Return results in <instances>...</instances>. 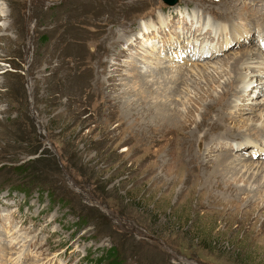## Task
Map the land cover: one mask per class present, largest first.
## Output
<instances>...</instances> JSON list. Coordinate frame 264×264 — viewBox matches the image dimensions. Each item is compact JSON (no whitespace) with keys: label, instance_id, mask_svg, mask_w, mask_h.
Returning a JSON list of instances; mask_svg holds the SVG:
<instances>
[{"label":"rangeland","instance_id":"obj_1","mask_svg":"<svg viewBox=\"0 0 264 264\" xmlns=\"http://www.w3.org/2000/svg\"><path fill=\"white\" fill-rule=\"evenodd\" d=\"M168 1L0 0V264H264V186L252 193L258 177L244 182L238 173L244 162L264 163V130L250 128L264 123V104L251 102L264 96V74L244 66L246 96L223 113L241 84L216 77L213 91L204 81L211 63L241 62L236 52L248 48L264 54V0ZM177 10L197 28L205 21L197 38L208 49L223 47L231 26L248 34L210 58L193 56L198 39L186 42L192 56H156L189 84L179 87L183 100L163 102L152 91L161 95L166 74L147 78L148 95L133 87L127 73L139 56L127 39L140 47L142 25L168 13L177 19ZM187 35L183 43L193 41ZM196 62L208 65L205 77L192 74ZM203 93L212 99L194 106ZM129 97L163 112L194 109L177 127L143 136L124 120ZM201 114L204 125L191 134ZM222 162L226 182L216 187Z\"/></svg>","mask_w":264,"mask_h":264},{"label":"bare ground","instance_id":"obj_2","mask_svg":"<svg viewBox=\"0 0 264 264\" xmlns=\"http://www.w3.org/2000/svg\"><path fill=\"white\" fill-rule=\"evenodd\" d=\"M177 14L179 15L177 17V19L173 18V13H171V14L168 13V15H166L167 17L165 19H164L165 16H162V14H161L162 17H160L161 19L157 20V24H155V23L152 24L150 22H147V23L143 24L140 32L136 36L137 38H140V41L144 42V43H139L140 47L136 46V44H135L134 40L132 39V37L127 39V45L128 44L129 45L132 44L133 47L135 46V48H134L135 49V53L132 54V55L139 56V58L138 59L135 58L136 59L135 62L132 63L133 64L132 69L134 70V72H128L127 73L131 77L134 78V80H132V81H135L133 87H136V89L139 90L138 93H140L142 95L143 94H147V91L144 90L145 86H147L149 91H151L153 89V88H151L153 84H150L149 81L147 80V78L148 77L153 78V77L159 76L161 74H163V75L166 74L162 78V81L160 83V84L163 85V88L161 90L162 91L161 95L158 96L159 90L157 91V90L153 89V91H152V92H154V95L156 96L155 98L159 99L161 97L163 99L162 100L163 102L164 101H171V97H172L171 94L173 95V100H174L175 96L177 97L178 95H179L178 98L182 99L181 92H179V87L184 85V87L188 88L189 84H187V81L185 79L186 75H184L183 71L180 68H175V67L173 68V66H172L173 69H176V70L172 71L174 73H171V71H169L167 69V68H171V67L164 66V67L160 68V66L163 65L162 59L157 57V59L154 60V58L156 56H160L164 50L166 51V53H170L171 55H173V57H170V58L168 57V60L171 59V58L175 59V58L181 57L182 54H184L185 56H188V54H190V53L192 54L193 53L192 51H194V50H192V49H194L195 47L194 48H192V47L190 48V46H187V43L188 44H190V42H194L195 43V40L198 39V41L195 43L196 48H195V53L194 54L198 53L199 55H193V56H195V57H207L208 56L210 58L214 54L218 53L219 51H222V50L226 49L229 46V44L233 45V41H235L234 45H237L238 42H239V38H243V37L246 36V34H248V32L246 30H244V31H246V33L244 35H238V32L240 33V31L238 29H236V28H233V30L231 31L230 30V29H232V26H231L230 29L226 30V31H228V34H229V36H228L229 40L226 39L227 37L225 38L223 36L226 39V40L224 39L225 42H224L223 47H221V45L219 44L218 46H215V47H212L211 49H208V48L205 47L204 42H202L203 38H201V39L197 38V37H200L202 34H205V33L208 32V31H206L205 21H203V23H204L203 25H205V26H203L202 24H199L200 27L197 28L196 27L197 23H194L195 21L192 20L193 18H190V17H187V16L184 17V14H182L180 10H177ZM186 21H188V22H186ZM176 22H178V25L179 24H182V25L177 26ZM193 24H194V26H193ZM197 29L199 30V35H197L196 38H195V37H193V35H194V33H196L195 31ZM202 29H204L205 31H203ZM262 31H264V30H262ZM188 32H189V36L187 35ZM221 32H219V33H221ZM144 34H146L145 37H144ZM184 34L187 35L186 37H188V38L191 37L193 41H188V40L185 41L184 40V43H183V35ZM186 37H184V38H186ZM150 38H152V39H150ZM155 38H157L158 39L157 41H159V42H157ZM148 40H150V43L148 42ZM243 40L246 41L247 39L244 38ZM115 43H116V45H118V40H115L114 44ZM262 46L264 48V44H262ZM119 49L122 51V48H119ZM125 50H126V53H127V52L131 51L132 49L126 48ZM205 50L209 51V53H204ZM243 50H244L243 52H236V54L237 53H242L243 54V55H241V54L239 55V57H242L241 62H237L236 60H234L233 62L228 64V62L223 63L222 61H224V60H220L222 63L219 65V63H217V62L215 64H213V63H211L209 61H206V62H209V64L211 63L212 64L211 68H213V71L210 73V75L212 73H213V75L212 76H208V80H206V79L204 80V81H206L207 84L209 83V85H208L209 89H212L214 91L216 89V87H218L217 82L216 83L214 82L216 77L219 80L225 81L224 82L225 86L230 87V88L233 86V85H231V83H233L232 81L237 82L238 85L241 84V86H239V87H241V88H239L240 91L234 92L233 100L228 103L229 108L222 107V113L224 111H227L228 109L230 110L231 104L235 103L239 99H241V98L246 96V92H247L246 89L248 88V85L251 82L250 81L251 79H249L248 81L246 80L247 76H248L245 73L246 70H248V71L251 70V69L253 70V68L256 69V67H257V69L259 71L252 72L253 74H251V75L264 74V59H263L264 54L263 53L259 54L256 51H254L252 49H249V48L248 49H243ZM158 53H159V55H156ZM170 63H172V61ZM152 64L154 65V68L152 67ZM193 64H195L194 65L195 69L194 68L190 69L192 74L196 73V75H198L199 77H202V76L205 77L207 75L206 73L209 72L208 68L206 69V67L208 65L202 64V68H199L198 67V64L200 65L199 62H196V63H193ZM227 64H228L227 67L229 69H227L226 67L224 68V66L227 65ZM115 65H116V63L114 62V63H112V65L110 67L111 71H109V72L112 73V74H114L116 72V70L118 69V68H113ZM141 66H145V67H143V69L140 70ZM244 66H247L246 70H244ZM157 67L160 68V69L156 70ZM219 69H221V70L218 71ZM167 70H168V72H167ZM233 72L235 73V75L234 76H230V74L233 73ZM241 72L244 73V74H242V76H239L241 74ZM237 75L240 78L236 79ZM249 75H250V73H249ZM176 77H180L183 81L182 80H178ZM187 77H188V75H187ZM141 78H143L144 80L141 79ZM136 80H141L140 81L141 83L136 82ZM258 82H259V84H261L260 86L264 89V79H261ZM190 83H192L193 86H194V84H196L194 80H190ZM160 84H159V86H160ZM167 84L168 85L169 84L173 85V88L171 89V88L167 87ZM221 85H222L220 87L221 88V92L219 93V95L216 96V99H215L216 101H217V99L219 100V97L221 96L220 94H222V92H223V84H221ZM101 86H102V84H101ZM153 87H154V85H153ZM199 89H200V87L197 88L195 86L193 88L194 91H196V90L198 91ZM132 92H135V91H132ZM236 95H237V99H236ZM262 95H264V93H262ZM205 96H206V94L203 93L200 97H198V96L195 97L196 98L195 102H193L192 100H187L186 103H191V101H192V104L194 106H199L200 105V101L205 102V101L208 100V98L211 97V96H208L207 98H204ZM238 96H239V98H238ZM262 97L263 98H259L257 100H252L251 102L260 101L261 104H264V96H262ZM197 98H198V101H197ZM140 99L141 98H139V99L137 98V99L133 100V99H131L129 97V98H126L124 100L122 105L120 103H117V104H120L122 106V108L125 107V109L123 110L124 120L132 118V123H133L134 127H137V131L139 133H141L143 136L145 135V133H154V131L156 132L157 130H161L164 126H167L168 124H170V125L174 124L175 126H173V127L174 128L177 127L178 126L177 123L179 121H184V120H186L188 118L189 119L191 118V115H192L193 109H194V108L193 109H185L186 106L184 107L183 106L184 104H182V106L184 107V110L181 111V110L178 109V107L177 108L176 107L170 108V107L164 105L166 107L165 108L166 111L163 112L162 110L155 109L156 107L160 106L159 104L156 105V106L154 105L155 107H152L153 103L151 101L148 102V104H150V105H147L145 102L139 101ZM185 99H187V97ZM210 99H212V98H210ZM182 100L179 101L180 104H181ZM258 105H260V104H258ZM162 107H163V105H162ZM203 107H204V111H205L206 107L205 106H203ZM249 110H252V109H249ZM245 112H247V110ZM263 112H264V107L260 110V112L257 115V117L259 119L263 118V116H264ZM204 117H205V115L201 114L200 115V119L198 121H196L194 119L193 125H195V130L192 131L191 134L195 133V131L198 130L199 126H203L204 125L203 121L206 118V117L205 118ZM215 117H216V115H215ZM222 117H220V118H222ZM223 119L224 118H222V121H224ZM237 124L238 123L233 122V127H235ZM216 126H217V124H216ZM250 128H252V129L253 128H257L258 131L261 132L262 129L264 130V123L260 124V126H258L256 123L252 124V125H250ZM200 142H201V140H200ZM221 143H222V141L219 142V144H221ZM211 144H212V142H211ZM228 144H229V146H231V144L229 142H224V145H228ZM260 155H264V154H260ZM237 162H242V161H237ZM237 164H235L236 167L238 166ZM262 165L264 166L263 162H261V164H259V162L258 163H250V162H246L245 163L244 162L238 168V173L241 175L239 179H245L247 176L250 177V178H252V177L257 178L258 177V181L255 182L257 184L256 188L252 191V193L258 192L259 189H261V186H264V168H261ZM225 167H226L225 166V162H222L218 166L217 172L215 174V181H214L216 187H220V186L223 185L222 182H226L225 178H224L225 175L223 174V172L226 169ZM237 176H238V174L233 173V171L230 172V179L231 180H233V181L234 180L235 181L239 180L237 178ZM247 180H248V178H246V180L244 182H246ZM210 182H211L210 180H206L204 184L207 185V184H210ZM225 184H228V183H225ZM230 187L231 186H228V189ZM248 192H250V191H248L247 189H238V190H236V193H240V194H245V193H248Z\"/></svg>","mask_w":264,"mask_h":264},{"label":"water","instance_id":"obj_3","mask_svg":"<svg viewBox=\"0 0 264 264\" xmlns=\"http://www.w3.org/2000/svg\"><path fill=\"white\" fill-rule=\"evenodd\" d=\"M168 1V0H167ZM172 4V3H174V0H170V1H168V4Z\"/></svg>","mask_w":264,"mask_h":264}]
</instances>
